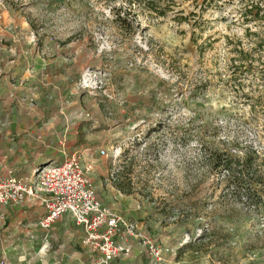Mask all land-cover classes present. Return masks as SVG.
Returning <instances> with one entry per match:
<instances>
[{
	"label": "rangeland",
	"instance_id": "1",
	"mask_svg": "<svg viewBox=\"0 0 264 264\" xmlns=\"http://www.w3.org/2000/svg\"><path fill=\"white\" fill-rule=\"evenodd\" d=\"M150 1L0 0V134L24 110L39 122L31 166L75 155L89 169L143 236L116 237L130 253L111 264H264V192L253 205L209 166L252 149L264 175V20L240 17L264 0H154L164 16ZM82 238L50 239L41 259L98 264Z\"/></svg>",
	"mask_w": 264,
	"mask_h": 264
},
{
	"label": "built area",
	"instance_id": "2",
	"mask_svg": "<svg viewBox=\"0 0 264 264\" xmlns=\"http://www.w3.org/2000/svg\"><path fill=\"white\" fill-rule=\"evenodd\" d=\"M78 157L65 156L59 162H49L33 169L27 179H19L8 170L0 177V207L18 205L30 199L38 201L44 214L37 226L43 231L64 215L83 231L81 244L89 254H99L98 264H111L127 257L130 248L116 237H143L137 226L105 207L97 198L96 188ZM152 261H160L162 252L153 242L145 244Z\"/></svg>",
	"mask_w": 264,
	"mask_h": 264
},
{
	"label": "crops",
	"instance_id": "3",
	"mask_svg": "<svg viewBox=\"0 0 264 264\" xmlns=\"http://www.w3.org/2000/svg\"><path fill=\"white\" fill-rule=\"evenodd\" d=\"M17 97H11L15 101ZM37 109V108H36ZM5 114L7 128L5 134H0V177L6 176L11 170L13 176L19 179L31 176L36 166L44 165L52 160L39 157L31 166V150H36L31 144L30 131H37L39 122L30 113L18 111V115L9 119ZM43 127L46 126L43 124ZM30 130V131H29ZM44 211L38 201L26 199L18 205L0 207V264H49L42 260L45 245L54 237H69L68 248L72 247L77 237H83L80 227L73 224L69 215L61 217L49 231L38 228L37 223ZM48 256V255H47ZM85 256L80 257L81 259Z\"/></svg>",
	"mask_w": 264,
	"mask_h": 264
},
{
	"label": "trees",
	"instance_id": "4",
	"mask_svg": "<svg viewBox=\"0 0 264 264\" xmlns=\"http://www.w3.org/2000/svg\"><path fill=\"white\" fill-rule=\"evenodd\" d=\"M212 1L214 2V0ZM173 2L174 0L166 1V3L170 5H173ZM203 2L207 5H211V2L207 3V0H204ZM250 4L252 5H248L249 7H246V4L240 14V17L244 20V24L258 23L264 20V4L253 2H250ZM148 8L152 12H158L160 16H164L165 14V11H163L165 9H160L162 11L158 10L157 3L155 5L154 0H151L150 3H148ZM113 15L115 16L116 22L121 24L126 23V21L122 19V13L120 11L113 12ZM195 15L196 13H191V16ZM186 19L187 18L183 16L177 18L178 21H184ZM237 53L241 58H246L245 53L241 50H237ZM257 156L256 151L252 149L243 154H232L230 153V150L223 152L212 151L209 154V166L214 170L219 169L220 171H223L236 191H243V195H245L247 201L253 205L256 204L254 199L251 198V196L254 195V192L259 194L260 198L264 192V175H262L259 167H257Z\"/></svg>",
	"mask_w": 264,
	"mask_h": 264
}]
</instances>
